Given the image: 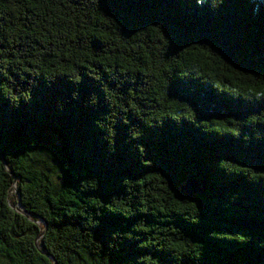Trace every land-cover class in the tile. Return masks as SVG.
<instances>
[{
    "label": "trees",
    "instance_id": "16d2710c",
    "mask_svg": "<svg viewBox=\"0 0 264 264\" xmlns=\"http://www.w3.org/2000/svg\"><path fill=\"white\" fill-rule=\"evenodd\" d=\"M0 264H264V0H0Z\"/></svg>",
    "mask_w": 264,
    "mask_h": 264
},
{
    "label": "water",
    "instance_id": "95a60500",
    "mask_svg": "<svg viewBox=\"0 0 264 264\" xmlns=\"http://www.w3.org/2000/svg\"><path fill=\"white\" fill-rule=\"evenodd\" d=\"M2 160H3V163H4L5 167L7 168V164H6V162L4 161V158H3V157H2ZM7 170H8V168H7ZM9 173L13 176V173H12L11 171H9ZM16 180H17V179L14 178V184H13V186H12V191H13V192H17V191H16V186H15V184H16ZM183 189L186 191V192H185V195H186L187 197H190V196H192V195H194V194H197V193H201V192H203V191L205 190V186H204V184H198V183L195 182L194 180H190V181H188V182L183 186ZM17 208H18V211H19L20 213L25 214L24 211H21V210H20V207H17ZM44 224H45V223H44ZM45 228H46V224H45ZM43 234H44V231L40 233V235L37 237V240L40 239L41 236H42ZM37 240H36V246H38V245H37ZM45 255H46L48 258L52 259V257H51L49 254H46V253H45Z\"/></svg>",
    "mask_w": 264,
    "mask_h": 264
},
{
    "label": "rangeland",
    "instance_id": "374dc122",
    "mask_svg": "<svg viewBox=\"0 0 264 264\" xmlns=\"http://www.w3.org/2000/svg\"><path fill=\"white\" fill-rule=\"evenodd\" d=\"M12 193L14 194L15 192L12 191ZM17 200V199H16Z\"/></svg>",
    "mask_w": 264,
    "mask_h": 264
}]
</instances>
